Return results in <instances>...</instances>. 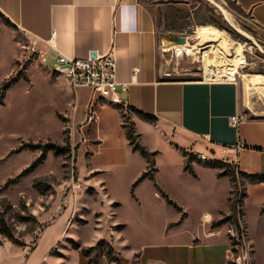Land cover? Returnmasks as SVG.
Segmentation results:
<instances>
[{"label": "rangeland", "instance_id": "374dc122", "mask_svg": "<svg viewBox=\"0 0 264 264\" xmlns=\"http://www.w3.org/2000/svg\"><path fill=\"white\" fill-rule=\"evenodd\" d=\"M140 1L156 14L163 77L201 79L206 50L223 58H206L212 69L228 67L223 64L241 53L244 62L234 74L242 86V116L264 117V88L243 81L264 75V26L235 0ZM178 36L184 45L169 43ZM33 48L0 15V264H155L146 259L156 251L174 264L180 262L173 254L186 252L194 264H216L205 253L223 240L208 234L211 217L223 222L229 242L230 236L239 239L227 264H264V206L255 185L247 188L242 214L234 210L247 179L233 162L203 160L165 138L148 150L140 135L135 142L146 158L110 154L116 137L77 123L86 117L83 106L74 111L73 92ZM117 107L126 126L134 123L135 111ZM210 166L228 178V193L226 180L218 181ZM143 172L152 179L139 180ZM163 192L188 215L167 204ZM236 225L245 234L238 236Z\"/></svg>", "mask_w": 264, "mask_h": 264}, {"label": "crops", "instance_id": "0c3cea01", "mask_svg": "<svg viewBox=\"0 0 264 264\" xmlns=\"http://www.w3.org/2000/svg\"><path fill=\"white\" fill-rule=\"evenodd\" d=\"M235 1L255 24L264 26V0ZM0 15L28 36L35 52L51 70L57 54L79 58L92 52L113 54L116 80L126 84V89L118 87L119 102L101 98L89 87L72 90L68 86L73 92L74 111L82 105L86 114L77 123L90 130L105 129L111 137H116L110 154L121 155L126 161L136 155L143 158L128 144L117 107L121 104L151 117L146 119L138 115L133 118L141 144L148 150L158 149L160 138H165L194 153L203 152L209 160L233 162L237 172L264 174V117H244L237 125L230 123L232 116H242V86L236 80L163 77L158 64L156 14L140 0H0ZM101 125L104 127L100 128ZM212 172L218 181L226 180L228 193V178L217 177L214 167ZM255 185L257 201L262 208L263 180L247 179L244 199L249 196L247 188ZM161 196L176 209L167 201V198L171 200L168 195L163 192ZM179 207L181 210H176L184 212L183 217H186L188 214ZM213 219L208 220V234L218 237L219 233L223 240L211 243L205 253L215 256L216 264H227L230 242L223 222H213ZM191 247L182 248L188 251ZM157 248L160 247L151 249ZM145 254L141 252L140 261H145ZM152 254H156L155 257L152 260L147 257V261L174 264L169 256L157 251ZM172 257H177L174 259L179 264H194L191 252L183 256L174 253Z\"/></svg>", "mask_w": 264, "mask_h": 264}, {"label": "built area", "instance_id": "2783aa9c", "mask_svg": "<svg viewBox=\"0 0 264 264\" xmlns=\"http://www.w3.org/2000/svg\"><path fill=\"white\" fill-rule=\"evenodd\" d=\"M183 51H180L179 54ZM52 71L57 76L63 77L72 90L79 87H89L97 96L108 99L110 102L120 101L118 87L126 89L125 83L116 80L115 58L111 52L89 55L83 58L57 54L54 58ZM201 79L235 81L236 77L234 73L229 75L203 74ZM243 118L240 115L232 116L230 123L237 125ZM197 155L203 160L209 159L203 152H198Z\"/></svg>", "mask_w": 264, "mask_h": 264}, {"label": "trees", "instance_id": "16d2710c", "mask_svg": "<svg viewBox=\"0 0 264 264\" xmlns=\"http://www.w3.org/2000/svg\"><path fill=\"white\" fill-rule=\"evenodd\" d=\"M173 28H176L175 26V23L174 25L172 26ZM130 107V106H129ZM133 111H135L137 113V115L139 116H143L144 118L146 119H151L150 116H148L147 114H144L143 112H141L140 110H137L136 108H133V107H130ZM122 127L125 129V133H126V137H127V140H128V144L131 146V149L132 150H138L142 156H144L145 158L147 157L148 155V152L147 150L142 147V146H139L136 142H135V138L137 136H139L140 134L138 133H135V123H130L129 126H126L125 122L122 121ZM49 147L53 148V149H56V152L58 151L57 150V147L54 146V145H50ZM215 162V160H214ZM190 172L193 173L192 169L190 170ZM238 174L242 175V176H245L247 179H249L250 181H256V182H262V180L264 181V174L262 175H259V174H246V173H242V172H238ZM145 177H148L150 179H152L151 176H147L144 172L141 174V176L139 177V180L141 179H144ZM233 181H235V177L233 176ZM240 197H236V199L232 202V207L234 208V210L238 208V213L242 214L243 212V208H242V205H243V201H244V197H245V191L244 192H240L238 194ZM167 201L172 204L176 209L178 210H181V208L179 206H177L174 202H172L171 200H169L167 198ZM241 209V210H240ZM240 211V212H239ZM4 226V225H3ZM2 226V227H3ZM243 227V226H242ZM236 230H237V234L238 236H241L240 234L243 232V231H239V227L238 225H236ZM242 234H245L244 232ZM10 234H8L9 236ZM235 238L233 236H230V245H231V251L234 252L236 251V248H235V245H239V239L237 240H234ZM97 246H92L91 249H95ZM84 254L87 255V251L85 250L84 251ZM92 262V264H102L98 259H95V260H89Z\"/></svg>", "mask_w": 264, "mask_h": 264}, {"label": "bare ground", "instance_id": "6f19581e", "mask_svg": "<svg viewBox=\"0 0 264 264\" xmlns=\"http://www.w3.org/2000/svg\"><path fill=\"white\" fill-rule=\"evenodd\" d=\"M225 15L227 16L229 21L233 24L232 16H230V14L227 11H225ZM236 28L239 29L238 27H236ZM206 40H208V38ZM169 43H172V42H169ZM180 45H182V44H180ZM227 48H229V45H227ZM212 50H206V51H204V54H203V56L205 58L204 59V64H205V71H206L207 75H229L230 73H235L236 72V67H238L239 65H242V63L244 62V59L242 58L243 55L241 56V53H240V55L236 54V56L234 58H231L228 63L223 64V65H228V67H225L223 69H219V68L212 69V68H210L208 66L209 63H208L207 59L211 58V60H212V59H215V58H217V59L221 58V56L218 55L219 53H216L215 51H212ZM222 59L223 58H221L220 60L222 61ZM243 81L249 87L251 85V86L257 87V88H259V87L264 88V75L259 74L255 78L243 77Z\"/></svg>", "mask_w": 264, "mask_h": 264}, {"label": "water", "instance_id": "95a60500", "mask_svg": "<svg viewBox=\"0 0 264 264\" xmlns=\"http://www.w3.org/2000/svg\"><path fill=\"white\" fill-rule=\"evenodd\" d=\"M168 36L174 38L173 34H170V35L168 34ZM172 43L173 44H182V45H184L186 43V39L183 36H178V37H176L175 39L172 40ZM94 55H95V52H92L91 56H94Z\"/></svg>", "mask_w": 264, "mask_h": 264}]
</instances>
